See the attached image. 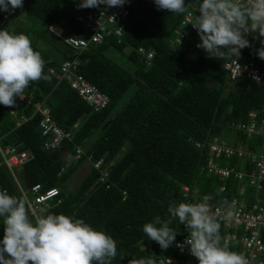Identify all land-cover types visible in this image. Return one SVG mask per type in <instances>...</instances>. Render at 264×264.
I'll return each instance as SVG.
<instances>
[{
  "label": "trees",
  "instance_id": "trees-1",
  "mask_svg": "<svg viewBox=\"0 0 264 264\" xmlns=\"http://www.w3.org/2000/svg\"><path fill=\"white\" fill-rule=\"evenodd\" d=\"M79 4L80 0H23L20 9L30 21L14 19L13 14L5 24L4 31L29 38L44 65L42 77L28 86L32 91L30 105L14 99L12 106H0V135L3 143L31 153L18 170L25 190L24 175L41 184L42 190L59 188L46 212L81 218L111 236L116 253L110 264H152L157 257L174 251L176 241L185 235L184 225L171 219L169 227L177 234L163 249L147 238L143 224L157 216L169 220L168 206L182 199L183 185L193 189L198 199L206 197L207 202H214L220 194L218 178L201 170L208 161L212 137L242 141L247 148L260 150L261 137L247 138L232 123H248V112L262 107L264 85L254 87L245 76L230 80L222 67L228 50L222 58L209 57L196 47L199 37L193 27L180 44L172 46L170 40L186 11L157 9L153 0H126L129 15L122 37H106L78 54L50 30V25L54 23L63 35H84L76 14L101 5L85 8ZM140 47L154 51L149 64L138 53ZM241 50L252 58L257 53L251 40ZM76 56L80 61L77 72L109 97L99 111H94L66 80L49 71L53 68L59 73L62 62ZM36 102L47 106L53 121L71 132L54 149L44 148L48 137L42 136L43 115L35 112ZM10 110L28 116V121L17 127ZM196 142L203 146L197 147ZM78 147L83 153L75 159ZM101 158L102 165L95 168L93 164ZM217 161L235 168L240 164L237 157L223 156ZM85 162L90 163L89 171L74 190H69L70 175ZM104 170L108 177L100 181ZM237 184L228 180V190ZM0 190L24 201L30 218L33 216L5 166L0 168ZM248 192L251 196L252 190ZM219 225L222 234L224 228Z\"/></svg>",
  "mask_w": 264,
  "mask_h": 264
},
{
  "label": "clouds",
  "instance_id": "clouds-1",
  "mask_svg": "<svg viewBox=\"0 0 264 264\" xmlns=\"http://www.w3.org/2000/svg\"><path fill=\"white\" fill-rule=\"evenodd\" d=\"M126 0H80L79 7L98 5L121 6ZM157 9L184 13L189 0H153ZM23 0H0V11L21 8ZM193 15L190 21L199 37L196 47L209 57L222 58L225 50L238 57L248 46L244 27L252 22L253 29L264 36V0H190ZM179 36V33H178ZM180 38L178 43L180 44ZM264 43V41H262ZM264 59V50L259 51ZM44 61L23 33L0 30V105L12 106L30 82L42 77ZM170 219L159 216L142 226L149 240L166 249L175 241L171 219H178L190 230L184 243L197 264H247L243 255L221 244L220 225L210 214L207 198L200 203H170ZM231 213L229 212L228 215ZM0 264H110L116 253V242L81 218L62 213L28 214L24 201L0 190ZM141 243V242H140ZM142 246V244H141ZM180 247L179 244L176 245Z\"/></svg>",
  "mask_w": 264,
  "mask_h": 264
},
{
  "label": "built area",
  "instance_id": "built-area-1",
  "mask_svg": "<svg viewBox=\"0 0 264 264\" xmlns=\"http://www.w3.org/2000/svg\"><path fill=\"white\" fill-rule=\"evenodd\" d=\"M244 2L253 3L255 0H244ZM15 10L0 11V30L4 29L5 24L12 17ZM197 14L198 12L192 13L189 6L175 29V36L170 40L172 46L179 44V38L182 42L188 35L189 28L192 27L190 21L193 15ZM128 15L129 10L125 4L113 7L101 4L99 9L76 14V20L84 28V35H63L61 30L56 29L54 23L50 25V30L62 37L79 54V51H82L90 44L102 43L106 37H122ZM244 32L245 38L248 41L251 40L257 48L255 57L252 58L249 56L250 53L243 52L241 49L239 56L235 57L228 50L222 67L228 73L230 80L236 81L240 77L245 76L254 87H258L264 85V59L260 58L258 54L260 50H264V43H262L264 36H261L258 30L253 29L251 21L245 25ZM138 53L148 64L154 57V51L144 47H140ZM79 63V58L76 56L72 60L62 62L59 73L53 68L49 71L51 74L56 75L59 80H66L70 87L76 90L78 95L94 111H99L108 104L109 97L77 72ZM14 99L25 101V106H28L31 103L32 91L26 87L19 98ZM35 108V112L40 111L43 115L40 129L42 136L48 137L44 143L45 149H54L61 144L63 139L70 137V131H65L53 121L47 106L36 102ZM10 112L16 119L17 127L29 119L26 115H17L12 110ZM247 117L248 123H232V126L242 130L247 138L255 135L261 137L260 150L256 151L254 148H247V144L242 141L233 143L219 136H214L208 143V161L201 170L218 178L220 182L218 186L220 194L214 202H207V204L210 214L214 215L217 222L224 228V232L219 234L221 244L227 242L229 250L243 255L247 264H264V195L261 194L264 190V104L260 109L250 110ZM3 139L4 136L0 135V168L4 166L7 168L19 187L32 215H39L42 210L47 211L51 207V201L59 195V188L50 187L42 190L41 184L34 183L31 188L25 190L20 184L19 174H16V170H19L29 159L31 153L28 150H20L16 145L5 144ZM196 146L201 147L203 144L196 142ZM82 153V148L78 147L75 159H79ZM223 156L227 159L237 157L240 160V164L236 168L220 165L217 160ZM91 158L92 156L90 155L88 159L90 160ZM102 163L103 159L101 158L93 165L95 168H99ZM107 177L108 172L104 170L99 180L103 181ZM230 179L237 181L238 184L237 187H230V190H228L227 181ZM242 185H245L246 188L244 187L241 192L239 189ZM181 189L182 199L178 203L202 202L189 186L183 185ZM248 190H252L251 196H248ZM229 212L231 213L230 215H228ZM183 228L185 235L176 241L174 251L157 257L152 264H197L196 258L190 253L188 246L184 243L190 230L185 226ZM177 244L180 247H177Z\"/></svg>",
  "mask_w": 264,
  "mask_h": 264
},
{
  "label": "rangeland",
  "instance_id": "rangeland-1",
  "mask_svg": "<svg viewBox=\"0 0 264 264\" xmlns=\"http://www.w3.org/2000/svg\"><path fill=\"white\" fill-rule=\"evenodd\" d=\"M13 17H14V19H17L19 21H24V22L30 21L28 15L25 13V11L20 9V8L15 10ZM1 110H2V107H0V111ZM62 151L65 155L68 153L66 151V149H64V148H62ZM220 164L223 165L222 163H220ZM89 169H90V163L89 162H85V163L81 164L80 167L77 169V171H75L74 173H72L70 175L69 181L67 182L68 189L74 190L76 188V186L80 183L81 179L87 174ZM18 173H20V172L17 169L16 174H18ZM244 187H245V185L244 186L242 185L239 190L242 192ZM248 194H249V192H248Z\"/></svg>",
  "mask_w": 264,
  "mask_h": 264
},
{
  "label": "water",
  "instance_id": "water-1",
  "mask_svg": "<svg viewBox=\"0 0 264 264\" xmlns=\"http://www.w3.org/2000/svg\"><path fill=\"white\" fill-rule=\"evenodd\" d=\"M23 180L26 188H31L34 184L28 175H24Z\"/></svg>",
  "mask_w": 264,
  "mask_h": 264
}]
</instances>
